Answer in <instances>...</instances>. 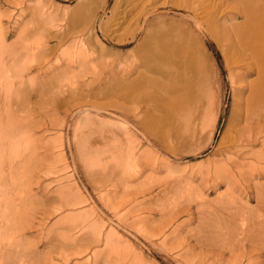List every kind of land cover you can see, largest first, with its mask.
<instances>
[{
	"label": "bare ground",
	"instance_id": "1",
	"mask_svg": "<svg viewBox=\"0 0 264 264\" xmlns=\"http://www.w3.org/2000/svg\"><path fill=\"white\" fill-rule=\"evenodd\" d=\"M117 1L119 9L113 23L100 24L105 38L116 45L125 42L118 32L124 22L131 21L128 19L133 8L140 11L135 23L140 24L139 29L142 28L145 34L135 48V51L141 52L137 62L127 63V53L124 63L108 78L107 74L105 77L96 76L98 71H90L96 52L103 48L96 50L94 58L86 53L87 47L85 52H76L67 60L61 57V61L66 60V68L61 67L57 75H50L54 66L44 67L49 63L53 50L62 48L67 35L52 34L51 37L58 41L52 47L44 40L32 42L34 37L8 44L0 13V264H57L58 260L67 264L76 258L82 261L76 260L74 264H148L144 256L135 250L130 238L121 236L116 227L133 229L130 235L137 238L136 231L141 230L138 226L143 224V233L149 241L158 236V240L165 242L171 234L173 239L177 238L191 217L179 222L168 234L174 220L183 214L190 216L194 203L199 212L200 207L206 205V191L217 192L222 186L225 189L217 195L218 204L215 207L209 205L207 208L211 211L206 207L203 211L214 213L220 209L216 215L223 217V208L228 210L227 223L236 228V233L233 234V245L225 248L229 247L234 252L240 244L239 252L237 255L231 253L234 258L228 264H264L263 259H253L264 253V4H253L240 10L238 3L223 0ZM175 7L184 10L186 18L182 16L175 22L174 18L168 17V11ZM33 10L39 27L44 25L50 30L55 26L56 17L53 14L39 6ZM233 10H237L236 13L243 18L242 23L226 24ZM193 25L199 31L212 34L222 48L233 93L232 109L211 162L163 181L156 176L157 173L174 168L166 156L153 147L159 144L175 155L188 153L204 121L211 117V124L215 126L219 117L215 106L218 89L211 69L206 66L203 52L198 48L201 39ZM32 31L28 29V33ZM88 36L73 39L72 46H86L91 32ZM136 37L137 34H134L132 38ZM36 66L40 67V71L34 75L30 70ZM71 67H74L72 72L76 68L80 73L75 74L74 80L67 86L63 84L65 80L62 81L66 76L62 75L71 73ZM41 73L50 77L41 80ZM60 78L66 88H62L61 84L59 86ZM70 79L73 77L68 81ZM102 84L105 88L101 87ZM104 93L120 100V104L117 103L119 114L109 111L114 106L111 103L99 106L92 101ZM43 104L47 108L43 109ZM70 107L84 115L72 130L77 161L92 189L98 193L102 207L110 211L111 217L106 219L94 206L78 209L82 203L86 206L89 200L74 190L75 185L58 187L56 195L46 192L47 199L38 203V207L42 205L44 209V218L50 219L51 215L65 209H69V213L63 219L64 223L50 225L56 231L61 229L65 232L58 233L52 229L45 249L40 251L37 243L31 246L24 238L27 228L34 227L36 216L31 215L24 223L25 214L22 213L28 209L25 212L23 208L32 201L33 184L40 186V175L34 173L40 157L34 165L36 157L32 159L31 154L37 156L38 153L30 149L40 140L35 137L36 127L42 126L38 123L39 117L43 114L57 115L62 108L67 112ZM93 111L110 113L111 117H93ZM46 119L49 126L57 128L66 122L65 117L60 115L55 119ZM43 124L46 125L45 122ZM143 141L152 148L141 149ZM44 143L49 145L48 150L58 147L54 138ZM44 151L40 153L44 154ZM63 154L60 151L55 154L58 156L56 160L45 161L47 163L40 171L49 176V173L65 170L67 166H55L63 160ZM118 170H122L123 175L114 180L111 173L116 174ZM132 170L135 175L131 177L129 171ZM138 179V185L130 190L131 182ZM194 181H198L201 188L194 186ZM169 189L179 191V198L172 197V206L167 208L170 214L163 213L165 224L152 231L147 222L150 215L142 217L137 211L144 206L148 208L146 204L152 205L154 190L161 193ZM120 192L127 195L134 193L129 195L134 199L126 195L118 200L116 197ZM252 196H255L256 204L249 206L248 200ZM149 212L152 213L151 210ZM46 222L43 225H47ZM229 228H226L228 232ZM99 246L103 247L100 249ZM221 247L224 249L223 245ZM218 256H223V253H218Z\"/></svg>",
	"mask_w": 264,
	"mask_h": 264
},
{
	"label": "rangeland",
	"instance_id": "2",
	"mask_svg": "<svg viewBox=\"0 0 264 264\" xmlns=\"http://www.w3.org/2000/svg\"><path fill=\"white\" fill-rule=\"evenodd\" d=\"M223 1L236 3V4L238 3L237 5L240 7V8L238 7L240 10L247 9V7H250L253 4H264V0H254L252 3H251V0H223ZM117 2H118L117 0H0V13L3 18V26L5 28L4 30L5 38L7 39L8 44H12L13 42H20L19 40H23L25 38L29 39L28 37H31V39L34 37L31 40L32 42H38L37 40H44L49 45V47H52V46L57 45L58 43L56 39L51 37L52 34H58L61 37L67 35V39L65 43L62 44V48H60L59 50L54 49L53 53L50 54L51 55V59H49L50 64L49 63L46 64L44 69H46L48 65H53L54 67L51 69L53 71L50 75L52 76L57 75L61 67L62 69L66 68L65 67L66 60L69 59L67 57L71 55L70 57L72 58L73 55L76 54V52H80V51L83 52L84 50H86V47H87V50L89 51L86 50V53L87 52L90 53L91 55H93V57L97 53L95 56L96 58L95 57L94 58L99 62L98 64L99 67H98L97 66L98 62L94 59L95 61H93V63H90V71H98L96 76L103 75V77H105V75L107 74V78H108L117 69H119V66H121L122 63H124L123 62L125 61L124 57L125 55H127V53H129L128 54L129 56L127 55L128 58L126 56L127 63L137 62V59L141 57V52L135 51V48L145 34L142 28L139 29L140 24L136 25L135 23V18L139 14L138 12L140 11H138V8L137 10L136 8H133L132 10H130L131 16L128 19L131 21L130 22L128 21L127 23L124 22L123 25H121V27L119 28L120 33L118 32L119 34L118 36L122 37L125 40V42L120 43L121 45L120 44L116 45L114 44L113 41L110 42L109 40L105 38L102 30L100 29V24L102 25V23L104 24L109 23L110 25L111 23H113L112 20L119 9L117 7ZM38 6L43 7L44 10L48 11L47 13L49 14L51 13L56 17V20L54 21L55 26L50 28V30L47 29L48 27L44 28V25H41L40 27L38 26L39 20H37L33 16L34 15L33 9L37 8ZM233 11L234 12H232V14L226 19V24L232 25V24L242 23L243 18L239 16V13H236L237 10L236 11L233 10ZM167 14H168V17L174 18L175 22L179 20L182 16L183 18H186V12L178 8L176 9V7L169 10ZM134 15L135 17H132ZM29 28L33 29V31L30 33H28ZM192 28L196 31L195 33L199 35L201 39V43L199 42L200 46L198 48H200V51L203 52V58L206 62V66L208 69H211L212 74L214 76L213 79L215 80V83H214L215 87L218 89V92L216 94L217 102L215 103V106L218 108L217 110L219 112L218 113L219 117L217 119L215 126L211 124L212 123L211 117L208 119V121L205 120L206 124H204L205 123L204 121V123L200 126L198 130L197 138L195 139V142L192 145V150L188 153L175 155L171 151H167V149H163L159 144L153 147V149H156L157 152L163 153L162 156L165 155L169 163L171 164V166L174 168L169 171L164 170V171L157 173L156 176L162 179L163 181L170 180L174 176L176 177L177 175H181L183 174V171H186V172L194 171L196 169H199V167H201L202 165H207L209 162H211V160L213 159V152L218 144V141L222 133L225 131L227 127V121L229 119L231 109H232L233 93H232L231 83L228 78L229 72L225 64V58H224V53L222 51V48L219 45L218 40L214 36H212V34H210L207 31L205 32L199 31L194 25L192 26ZM90 32H91L92 37L90 36V39L88 43L86 44V46H78V47L72 46V44L74 45L73 39L77 40L83 37L88 38L89 37L88 35H90ZM134 34H137V37L133 39L132 37ZM99 48H103V49L100 50ZM96 50L97 51L100 50L102 56L100 54V51L96 52ZM61 57L66 60L61 61L60 60L62 59ZM38 68L40 67L39 66L34 67L32 70H30L31 71L30 73L34 75L37 73L39 74L40 70L38 71ZM71 68H72L70 70L71 73L68 72L70 75L69 74L62 75L63 77L65 76L66 77L63 79L60 78L58 82L59 86L61 84L60 82L61 79L62 81L65 80L63 81V84L66 83L67 85L69 84V82L71 83V81L74 80L75 74L77 75L78 73H80L79 71H77L76 68H75L76 70L74 69V72H72L74 67H71ZM55 70H58V71H55ZM41 74H42L40 76L41 80L42 79L44 80L50 77V75H48V77L45 76V73H41ZM70 77L71 78L73 77V79L72 80L70 79L68 81ZM50 84H52V82ZM66 85L64 86L61 84V87L63 86L66 88L70 84L67 86ZM101 87L105 88V85L102 84ZM116 91L117 90H113L111 92H116ZM109 98L110 96L108 95V93L106 94L104 93V95L102 96L99 95L96 98H94L92 101L96 102L99 106L101 104L110 105L111 103V105L115 106V107L113 106V108L117 110H114L113 108H109L110 109L109 111L119 114V111H118L119 109L117 105L120 104V100L115 96L111 97L113 100ZM43 106H44L43 109L47 108L46 104H43ZM93 112L95 113V114L93 113L94 116L92 114L93 117H99V115L100 116L102 115L106 118L111 117L109 115L110 113L109 114L102 113V112L99 113L98 111L97 112L93 111ZM54 114L55 113L49 114L48 116H45L43 114L39 117L40 121L38 123L39 124L41 123L42 126H38L39 124L37 125L38 127H36L35 137L40 138V140L36 144H34V147L32 145L30 150L31 151L34 150L36 153H38L37 156L35 154L34 155L31 154L32 159L34 158L33 156L36 157L33 159L34 165H37L35 163H37L38 161V156L40 157L38 161V165L36 167V172H34L35 174L40 175V180H39L40 186L38 185L36 186L35 184H33V188L31 191V195L33 196L32 201L29 204H27V207L25 206L23 208L25 212H26V209H28L29 211L27 210L26 212L27 214L22 213V214H25L23 218L24 223L27 218L36 216V218H34L35 220L33 224L34 227L29 228L27 226L28 228L26 230V234L24 238L26 240V243L30 242V244L29 243L28 244L31 246H35V244L37 243L39 247L38 249L40 251L45 249L47 237L49 236L50 232H52V229L53 231L55 230L54 228H51L53 223L54 222L64 223L63 219H66V216L69 213V209H65L61 212L59 211V213L56 212L54 215H51L50 219L46 217L44 218L43 216L44 214H42L44 212L43 211L44 209L42 205L38 207V203L41 204V202H44L47 199L46 192L56 195L57 192L55 191L58 187L67 186L69 184L75 185L74 190L75 191L77 190L89 200L86 206H84L86 203H82L81 205L83 206L80 205L78 209L82 207L88 208V206L89 207L94 206L99 211V213H101L103 216L106 217V219L108 217H111L110 211L108 212V210H105V208L102 207V202L98 199V193L92 189L90 182L86 178V175H84L83 169L80 166L79 161H77V156L75 153V146H74L73 138H72V130H73V125L77 123L78 120L81 119L84 115L82 116V114L78 113L77 110L73 107H70L69 111L67 112L65 111V108H62L60 112L57 113V115L58 116L60 115L61 118L65 117L66 122L62 127L57 128V127H53V125L49 126L48 125L49 120L46 119V118L55 119L57 115L55 114L54 116ZM51 115L53 117H51ZM28 119H30V117ZM43 122H45L46 125H44ZM52 138L56 140L55 146H58V147L57 149L54 148V149L48 150L47 147L49 145L45 146L47 143H44V142L50 139L52 140ZM60 145H62V147ZM150 147L151 146H149V144L146 141H143L141 149H149ZM43 151H44V154L43 153L41 154L40 152H43ZM51 151L53 152V154L51 153ZM60 151L64 153L63 160H62L63 162L60 161L57 164H55V166H58V167L67 166V168L65 170H61L62 172L60 171L55 174L49 173V176L41 172L40 169L42 168V166L46 164L48 161L52 162L54 161V159L56 160L58 156H56L55 154H57ZM43 155L45 156V158ZM54 156H56V158H53ZM39 163H41L42 165L40 164L41 165L40 166ZM68 164H69V167H68ZM114 168H116V166L113 167L112 170ZM129 172L128 173L131 175V177L135 175V171L132 170ZM111 174H113V179L116 180L117 178L121 176L122 170H118L116 174L115 172ZM109 177L111 176L109 175ZM140 179L131 182L130 190H132V188L138 185V182L140 181ZM198 184H199L198 181L193 182L194 186L198 187L199 186ZM199 188L201 187L199 186ZM28 189L31 190V187L29 186ZM224 189H225V186H222L217 192L213 190L211 192L206 191L205 197L207 196L206 197L207 201L204 203L206 205L201 206L199 212L197 209L198 208L197 204L194 203L191 206L192 214L190 216H188V214H183V215H180L176 220H174L172 224L173 227L167 231L168 234L173 228H175V226L179 222H181L182 220H185L186 218L191 217L190 221H188L186 225L181 228V231L179 233L180 237L178 236L177 238L175 237L173 239V236L171 234L169 235L168 239L165 242H162L161 240H158L157 238L158 236L156 238L152 236L154 237L153 241H149L148 238H145V235H144L145 233H143V229L145 228L143 224H141L140 221L138 223H140L141 225H139L138 228H141V230L137 228L138 230L136 231L135 229L137 236L139 238L134 237L132 234H131L132 236L130 235V232L134 231L133 229L125 230V229H122V227L117 226L116 230H118V233H121L120 234L121 236H126L130 238L131 242L134 244L135 250L141 253L142 257L144 256L143 258H145V261L148 264H228L229 262H231V260H233L234 258L233 255H237L236 253L239 252V248H240L239 246L240 244L238 245V249L234 252H231L229 247L225 248L227 245L232 244V241H234L233 239L235 238L234 235L236 233V228L232 227L230 223H227L229 219L228 218L229 216L227 214L228 210L225 211L226 209L223 208L222 210L223 211L222 214H224L223 217L219 215L218 217L216 213L218 214V212L221 211L220 209L218 211L217 210L214 211V213L212 212L210 213L211 210L207 208L209 207V205L211 207H215L218 204L216 202L217 195L220 191H223ZM158 191L159 190L153 191L152 205L149 204L150 205L149 206L146 204V207L150 209L148 208L145 209V206H144L143 207L144 209H140L137 211V213L142 217L146 216V214L147 216L150 215L149 217L151 218L147 222L149 223L148 228L152 231L158 230L159 228H161L160 227L161 224L163 225L165 224L164 220H166L165 219L166 216H164L163 213L170 214L169 213L170 211L167 210V208L168 207L170 208L172 206V202H173L172 197L179 198V195H178L179 191H175V190L172 191L170 189L163 190L161 193H158ZM133 194L129 193L127 195V194H123V192H120L118 194L119 196L117 195L116 198L119 200L122 197H126V195L127 197L132 198V196H129V195H133ZM254 197L255 196H252L251 199L249 200L247 199L249 201L248 202L249 206H254L256 204V200ZM132 199H134V197ZM245 200L246 199H243V202H246ZM32 202L34 205L31 204ZM141 207L142 206H140L139 208ZM204 208L210 211H207V210L203 211ZM102 209L103 211H101ZM149 210H151L152 213H150ZM165 211H168V213H165ZM131 213L130 215H132ZM162 216L164 219L161 218ZM170 218L171 217H169V219ZM220 218L221 219L223 218V219L219 222ZM45 222L47 225H43ZM156 223L158 225H156ZM226 228L230 229L229 232L227 231L228 229L226 230ZM233 229L235 230V232L233 231ZM57 231L55 230L54 232H57ZM59 232H65V231L64 230L61 231L60 229L58 233ZM179 242L182 243V245H180ZM222 245L224 249H222L221 247ZM232 245H229V246H232ZM102 247L103 246H99L100 249ZM218 253H223V256H218ZM259 256L262 258L258 256L253 257L254 261L264 260V253ZM76 260L78 262L82 261L81 258L80 260L76 258L67 264H74ZM57 264H63V263L60 260H58Z\"/></svg>",
	"mask_w": 264,
	"mask_h": 264
}]
</instances>
